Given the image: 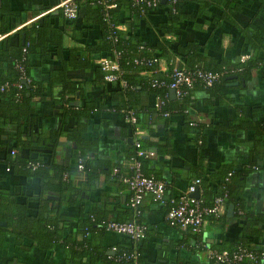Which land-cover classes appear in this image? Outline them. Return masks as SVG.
I'll use <instances>...</instances> for the list:
<instances>
[{"label": "crops", "instance_id": "crops-1", "mask_svg": "<svg viewBox=\"0 0 264 264\" xmlns=\"http://www.w3.org/2000/svg\"><path fill=\"white\" fill-rule=\"evenodd\" d=\"M62 1L0 0V5L4 4L3 7L6 10L5 17L0 15L1 20L12 26L7 33L0 35V38L14 34L23 26H29L43 15H52L50 23L59 29L63 46L78 48V52L81 53L78 63L88 65L85 69L78 67L67 71L70 80L79 88L73 95L65 97L72 99L71 104L74 107L89 101L105 102L108 106L109 96L105 90L110 87L98 82V79V81L93 79L91 61L96 58L88 55L85 48L87 44L99 38L97 27L85 24L86 29L80 32L79 29H83L84 26L82 10L77 11L74 20L66 18L63 14L57 20L55 17L59 10L57 6ZM236 2L239 5L238 9L230 14V19L242 26L254 25L259 36L263 37L264 0H236ZM180 10L184 14V19L179 22L176 30L180 35L179 44L184 42L203 44L204 55L216 60L225 58L235 61L239 55L240 60L247 59L250 50L241 43V36L229 19L226 18L227 22L223 19L218 20L221 13L219 7L211 5L203 12L197 13V5L194 1L182 0ZM150 19L156 21L159 18L153 15ZM140 32L149 40H153L156 36L155 32L147 26L140 29ZM19 35L21 37L22 34ZM164 37L175 38L172 34H166ZM62 54L65 56L66 53ZM158 59L156 71L163 74L168 70L169 64L163 58ZM29 60V72L32 78L45 85H43L42 97L36 96L32 99L34 120L28 132L20 135V139L32 140L28 134L38 135L47 145H50L51 134L60 126V123L64 128L72 125L69 117L64 116L61 119L60 105L52 101L59 93L60 87L46 85L48 72L59 69L60 62L56 56L50 59H39L36 55H31ZM170 62L173 67L183 66V61L179 57H172ZM152 72L141 70L138 71V75L146 78L151 76ZM225 88H227L225 92L240 105V114H235V104H216L215 99H209V96L197 90L193 103L188 107L187 118L202 125L203 123L212 125L210 128L206 125L207 127L200 129L199 133L193 128L190 130L189 125L187 128L180 116L164 118L155 115L154 108L152 109L155 98L149 91L141 90L137 94L144 117L142 127L138 126L141 130L140 137L148 143L168 142L164 145L169 149L168 152L165 147L162 148L165 154L158 155L156 150L143 147L152 153L145 157L149 162L145 164V170L151 175L155 174L159 179L166 180L167 194L172 196L180 194L188 181L196 178L198 174L213 176L221 165L231 166L235 172V178H233L236 179L235 184H240L241 188L235 203L225 202L222 214L216 218L206 217L197 232L168 226L164 219L163 204L152 202L148 196L143 197L140 220L145 223L147 230L145 237L133 244L140 258L135 264H208L204 250L196 248L194 240H207L214 247H220L223 243L230 247L242 237L240 231L244 214L250 217L255 215L254 213H264V146L256 141V143L253 142L256 137L252 136L250 130L231 132L226 129L223 131L213 129L214 124H225L233 120L236 115L241 117L250 115V109L254 107H256L254 110L258 119L264 120V68L258 67L253 70L247 80L226 79ZM116 111L114 112L113 109L93 111L85 122L82 137L93 144V150L88 155L105 161L110 172L108 175L100 174L94 187L80 190L74 204L55 203L57 210L52 211L50 215L52 217L55 215L57 228L62 227L65 232L73 231L77 220L85 218L87 212L92 209L95 211L98 209L107 218L118 221L130 218L125 208L128 189L120 182L119 177L127 174L131 167L129 157L133 150L130 147L132 135L125 126L123 116ZM0 126L4 131L11 130L7 123L0 122ZM262 134L263 138L264 133ZM12 142L6 139L5 134H0V159L8 152L11 158L33 157L39 162H48L50 151L45 147L28 152L24 148H13ZM74 148L76 145L73 141L66 140L64 136H58L52 147L53 162L61 167L75 166ZM1 165L2 163H0V190L9 199L14 200L9 204V212L33 213L36 207L37 179L24 178L21 174H17L15 169L13 173L7 175L3 173ZM83 179V173L76 171L72 176V184L75 185ZM45 196L48 199L51 196L56 197L50 198L53 201L58 199L56 194ZM229 203L232 204V212L227 214L226 208ZM0 225H4V222H0ZM255 227L257 228L255 234L253 232L250 236V230L244 233L245 243L250 248L261 251L264 250V226ZM117 243H125L121 235L111 232L102 234L101 245L106 249ZM28 245L26 241L20 239L15 241L10 235H0V264H108L106 261L91 260L88 257L79 261L67 259L60 242H54L47 250L38 246L28 247Z\"/></svg>", "mask_w": 264, "mask_h": 264}, {"label": "trees", "instance_id": "trees-1", "mask_svg": "<svg viewBox=\"0 0 264 264\" xmlns=\"http://www.w3.org/2000/svg\"><path fill=\"white\" fill-rule=\"evenodd\" d=\"M73 1L77 6V11L82 10V23L84 26L83 29H79L80 32L86 29L85 24L86 26L97 27L99 32V38L87 44L85 48L88 55H93L96 58L95 60L93 58L91 61L93 66V79L95 81L99 80L98 82H102L105 86L110 87L105 90L109 96V104L107 106L105 102L93 103L89 101L84 102L79 107H74L71 104L72 99L65 97L66 95H73L79 88L78 85L70 80L67 71L78 67L85 69L88 68V65L80 64L81 62L78 63L81 58V53L78 52V48H65L63 46L62 35L59 29L50 23V17L52 15H43L38 21L31 23L29 26H23L14 34L0 38V86H2L0 89V122L7 123L11 127V130L4 131L0 126V134H5L6 139L13 141V148H24L29 152L33 149L45 147L50 151L47 163L39 162V160L33 157H29L28 159L17 156L11 158L8 152L0 159L3 173L9 175L15 169L14 171L17 174H21L24 178L35 177L38 181L36 207L35 211L31 214L19 212L10 213L9 204L11 202L13 203L14 200L9 199L0 190V222H4V225H0V235L7 234L15 239V241H19V239L26 241L29 244L28 247L30 245L38 246L45 250L49 249L54 242H60L67 259L74 261L88 257L91 260L98 259L106 261L108 264H135L139 262V253L134 249L133 244L135 241H132L127 236L121 235L125 241L123 244L117 243L107 249L101 245L102 234L108 232L104 228L105 222L115 219L107 218L98 209L96 211L92 209L87 212L85 218L78 219L74 230L70 232H65L62 227L57 228L55 215L53 217L50 215L52 211L57 210L55 203L59 204L63 202L66 204H74L80 190L94 187L100 174L108 175L110 172V168L105 161L88 155L93 150V144L88 143L82 137V131L84 130L85 122L89 114L93 111L113 109L114 112L117 110L123 116L125 110H132L136 117V124L142 127L144 117L138 103L137 94L141 90H147L152 93L154 98L159 97L163 101V104L158 108L152 106L155 115H160L164 118L180 116L183 124L187 128L190 126V130L193 128L199 133L200 129L206 128L207 126L210 128L212 125L205 123L202 125L197 121H192L187 118L188 107L194 101L195 92L197 90L203 92L204 95L209 96V99H215L216 104L233 103L235 104V114H240V105L225 92V89H227L225 88L226 78L235 76L236 79L247 80L253 70L258 67L264 68V36H259L257 28L254 25L242 26L230 19V14L234 10L237 11L239 6L236 0H190L196 3L197 13L203 12L211 5L219 7L221 13L218 20L223 19L226 21V18L229 19L241 36V43L245 44L250 50L247 59L244 60L239 59L240 55L235 61L225 58L216 60L211 56L204 55L205 46L203 44L200 45L195 42L179 44L180 35L176 30L178 29L179 22L184 19V14L180 10L182 0H175L173 5H170L168 0H165L163 3L159 1L152 8L133 5L131 0ZM3 6L0 5L1 17H5L6 13ZM153 15H157L159 19L152 21L150 18ZM61 16L62 12L59 9L55 17L58 20ZM1 17L0 35H3L12 26L3 22ZM15 22L17 23V21ZM146 26L155 32L156 36L153 40L146 39L145 35L140 32V29L143 27L146 28ZM18 34H22L23 39ZM166 34H172L175 38H165L164 35ZM139 46H142V48L139 49ZM63 52L66 53L65 56L62 54ZM31 55H36L39 59H50L56 56L60 62L59 69L48 72L46 85L48 87L53 85L60 87L59 93L52 101L60 105L61 119L64 116L69 117L72 125L64 128L60 123V126L51 134L50 139H52L49 141L51 143L50 145H47L38 135L33 136L28 134L32 140L20 139V135L23 132H28L34 120L32 99L36 96H39V98L42 97L41 93L43 85H45L44 83L35 81L29 72V58ZM174 56L182 59L183 66L173 67L170 60ZM141 57L146 60L163 58L169 64L168 70L161 74L156 71V63H133V59ZM101 58H110L118 63L123 70L121 79L125 81V85H121L119 82L110 83L103 80V72L97 64V60ZM179 68L185 69L186 72L196 69L208 70L218 74V78L208 87L202 85L199 81H195L192 88H183L184 94L182 96L170 99L168 96L169 88L166 86L170 81L168 75ZM141 70H150L153 72L151 76L143 78L138 75V71ZM222 72L224 73L222 74ZM154 82H162V85H152ZM254 108L250 109V115H244V117L236 115L233 120L225 124H214V131H223V129L231 132L236 130H250L252 136L256 137L253 142L256 141L264 146V137L262 138V133H264V120L258 119ZM163 113H166V115H163ZM125 126H127L129 133L132 135L133 126L127 122H125ZM58 136H64L66 140L73 141L76 145V148H74L75 166L61 167L53 162L52 147ZM199 137L201 138L202 135L200 134ZM167 143V141L162 144L148 143L141 137L139 139L141 148L145 146L152 148L157 151L158 155L165 154V151L162 149L163 147L168 152L169 149L167 146H164ZM130 147L133 149L129 157L131 164L132 162H138L142 174L146 176L150 175L154 179L161 180L164 183V188L159 199H154L150 194H146L143 197L148 196L152 202L162 203L165 216L166 211L173 206L171 200L175 199L177 195L172 196L167 194L166 180L157 178L155 174H149L144 167L146 163H149L148 160L145 157L136 155V148L133 143H131ZM32 164L36 165L35 168H31ZM131 169L130 167L127 174L119 177L121 183V177L129 176ZM76 171L83 173L84 179L73 185L72 176ZM216 172L213 176L211 174H198L196 177L199 179V196L202 198L203 204L210 205L216 196H222L224 193L226 195L225 202L230 201L235 203L236 196L239 195L241 187H239L240 184H235L236 179H233L235 178L234 170L231 166L221 165ZM112 174L114 175L115 173ZM189 183L188 181L186 186ZM47 194H56L58 199L53 201V198H45ZM130 194L131 192L128 190V195L125 200V208L130 218L120 221L133 219L135 222L144 225V238L147 227L140 220L142 200L137 207L138 212L135 214L134 210L128 205ZM254 214L250 217L248 214H244L240 231L242 237L238 238L232 246H225L223 243L220 247H214L204 239L194 240V246L200 249L206 247L217 251L226 250L229 252L237 247H247L256 253H264V250H254L245 243L244 233L246 231L250 230L249 235L251 236L253 232L254 234L256 233L257 228L255 226H264V213L259 212ZM210 216L207 215L205 218L213 217ZM165 223L167 224L166 220ZM108 251L112 253L108 254ZM207 261L208 264H264V260H258L255 263H250L245 260L236 263H216L208 259Z\"/></svg>", "mask_w": 264, "mask_h": 264}, {"label": "built area", "instance_id": "built-area-1", "mask_svg": "<svg viewBox=\"0 0 264 264\" xmlns=\"http://www.w3.org/2000/svg\"><path fill=\"white\" fill-rule=\"evenodd\" d=\"M160 0H131L133 5L144 7H155ZM170 5L175 3V0H168ZM57 7L61 10L62 14L69 19H73L77 14V6L73 0H63ZM142 46H139L141 49ZM158 58H152L146 60L144 58L133 59L135 64H150L158 63ZM99 69L103 72V80L110 83L119 82L121 85H125V81L121 79L123 70L118 63L110 58H101L97 60ZM20 68V67H19ZM21 69V68H20ZM224 72H222L223 74ZM170 81L166 84L168 88L174 90L175 97L182 96L185 89L192 88L195 81H199L204 86H211L212 83L218 78V74L212 73L208 70L196 69L193 71H185L183 68L174 70L169 75ZM152 85H162V82H154ZM2 86H0V89ZM163 104V101L159 97H155L154 107L158 108ZM122 112V111H121ZM166 115V113H163ZM123 119L125 122L133 126L132 130V143L136 148V155L140 157H146L152 154L150 151L140 147L139 139L141 130L136 124V117L132 110H125ZM194 125L193 123H190ZM35 164L31 165V168H35ZM78 167H80L78 165ZM131 174L127 177H121L122 183L131 192L128 198V205L134 210L135 214L138 212L137 207L142 200V197L146 194H150L154 199H159L164 183L161 180L154 179L150 175H144L139 169L138 162H132ZM115 171V170H113ZM199 179L194 178L184 188V190L178 194L175 199H172L173 206L170 207L165 213V220L171 227L179 229H189L191 232H197L204 222V218L207 215L218 217L223 212L226 195L216 196L210 205H204L202 198L199 196L198 189ZM198 189V197H193L190 194ZM134 214V215H135ZM104 228L108 232L127 236L132 241H139L144 236V225L135 222L133 219L129 221H116L107 220L104 224ZM204 255L206 259L212 260L216 263H236L240 261H249L255 263L258 260H264V253H256L247 247H237L232 251L210 249L204 247ZM116 260V259H115Z\"/></svg>", "mask_w": 264, "mask_h": 264}, {"label": "water", "instance_id": "water-1", "mask_svg": "<svg viewBox=\"0 0 264 264\" xmlns=\"http://www.w3.org/2000/svg\"><path fill=\"white\" fill-rule=\"evenodd\" d=\"M164 1L165 0H160V2H162V3ZM21 39H23V35H21ZM226 79H229V80L230 79H235V76H229ZM168 96H169L170 99H174L175 98L174 90L173 89H171V88L168 89ZM190 195L193 196V197H198V189H197V187H195V190ZM50 198H55V197H52L51 196ZM231 212H232V204L229 203L228 206H227V208H226V213L227 214H230Z\"/></svg>", "mask_w": 264, "mask_h": 264}]
</instances>
